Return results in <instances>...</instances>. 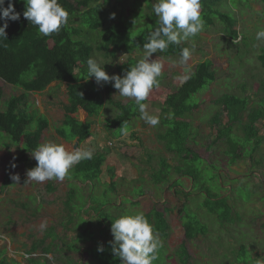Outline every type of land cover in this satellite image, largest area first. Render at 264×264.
Segmentation results:
<instances>
[{"label":"rangeland","instance_id":"374dc122","mask_svg":"<svg viewBox=\"0 0 264 264\" xmlns=\"http://www.w3.org/2000/svg\"><path fill=\"white\" fill-rule=\"evenodd\" d=\"M70 1L75 3L78 0ZM211 1L218 3L215 8L220 12L236 17L237 29L247 38L242 44L230 46L221 31L223 26L212 15L216 23L213 28L204 27L196 36L181 43L190 49L194 48L188 62L189 70L186 71L178 63L180 54L165 57L153 53L150 59L158 58L163 64V71L159 77V87L152 90L145 104L150 114L159 116L157 126H150L141 119L134 100L121 97L117 89L111 98L121 104H131L137 114L128 123L123 139L111 133L105 125L107 119L114 118L118 113L106 100L99 116L88 119L84 110L73 115L79 121L90 120L92 123L91 135L78 147L106 156L99 178L93 182H82V176L81 180L70 176L62 182L25 183L27 171L34 167L31 164L13 167V157L18 154V149L14 146L9 149L0 147V262L43 264L45 258L48 264H64L66 259L84 264L92 259L87 251V248L92 247L95 254L109 256L113 254L112 219L136 212L148 214L154 210L162 213L169 225L168 237L164 240L160 237L163 247L154 264H184L179 261L176 252L182 244L189 256L186 264H241L235 261L238 259L246 264H264V118L255 123L256 139L241 145L243 141L245 143V133L241 126L246 121L249 109H264V68L258 60L264 43L256 39L257 31L264 28V0ZM155 2L98 0L101 4L99 16L106 19L105 26L118 21L125 22L132 38L139 39L158 26V17L152 13ZM74 20L77 26V18ZM84 28L88 30L89 26ZM95 34L96 46L102 37L100 32ZM143 54V48H133L129 54L114 61L97 50L93 56L103 61L109 75L123 77L124 74L116 72L115 64L126 62L129 56L138 61L143 58ZM204 60L212 62L216 80L193 97L198 99V107L187 118L191 125V135L194 136L188 139L187 147L201 158L183 161L191 163L189 168L192 172L197 171V180L193 185L192 179L175 172L176 166L183 167V170L189 169L184 167L180 160L182 157L166 150L167 142L159 135L166 130L161 124L164 100L167 95L177 91L193 73L195 66ZM106 84L97 83L103 93ZM242 84L247 87V91L242 92ZM0 88L4 100L23 94V90L2 79ZM66 89V84L49 86L42 93L28 94L27 103L29 112L37 111L38 115L49 121V128L44 131L41 143H61L71 150L76 140L68 143L56 134V130L63 128ZM224 94L244 96L249 100L248 109L242 114L243 122H231L232 130L229 132L223 129L229 126L227 116L216 103ZM217 110L221 114L219 124L211 122ZM36 122L35 119L30 130H35ZM222 129L228 133L230 140L217 138ZM257 140L261 142L257 144ZM234 152L238 158L232 161ZM30 158L31 163L36 162L32 156ZM161 158L166 159L169 169L162 170ZM71 170L70 175L74 176ZM16 174L20 176L19 183L11 178ZM6 175L9 177L8 184L2 187ZM192 176L195 174L192 173ZM154 179L163 180L155 184ZM176 180L178 182L175 186ZM50 185L53 187L51 191ZM112 187L114 191L110 190ZM73 188L76 199L73 205L67 206L65 203ZM208 194L213 201L225 198L226 206L217 211L224 212V222L205 207ZM183 206L184 212L181 213ZM186 220L198 222L199 227L205 226L207 234H199L196 239L187 240L183 229ZM45 221L47 227L41 230L40 225ZM101 222H104L108 236L100 235V228L104 226H100ZM50 228L56 230L58 237L53 244L46 236ZM78 232L84 233L83 239H91L79 243L78 251L65 250L66 244L74 243ZM104 241L107 247L100 245ZM34 244L37 250L26 255ZM49 245L51 249L45 254L43 249ZM101 246L104 249L102 252L98 251ZM33 257L35 259H29Z\"/></svg>","mask_w":264,"mask_h":264},{"label":"trees","instance_id":"16d2710c","mask_svg":"<svg viewBox=\"0 0 264 264\" xmlns=\"http://www.w3.org/2000/svg\"><path fill=\"white\" fill-rule=\"evenodd\" d=\"M93 2H96V4H92ZM201 2L202 18L205 28H213L214 25H216L214 18L211 17L214 15L223 26L221 31L226 35V41L230 46L242 44V42L246 40L247 37L242 36V33L237 29L238 20L236 17H232L228 13L217 10L215 8V6H217L216 4H218L217 2H212L211 0H201ZM7 3L8 0H6L5 6H7ZM14 3L15 10L20 13V19L17 21H9V26L6 29L7 39H0V79L23 90V94L11 96L9 99L4 100L3 91L0 88V147L9 149L11 146H14L18 149V154L13 157V163L17 166L31 164L35 167L37 165V161L31 163V150L42 144V135L44 131L49 128V121L46 117L38 115L37 111L29 112L27 99L28 94L42 93L53 82H58L60 84L65 83L67 86V104L64 106L65 115L62 122L63 128L56 130V134L60 139L67 142L77 140L79 145L84 143L91 135L92 123L90 120L79 121L76 117H73V115L78 113L79 108H82L86 112L88 119L93 116H99L105 100L118 112L114 118L107 119L105 125L110 129L111 133L114 132L118 137H123L126 134L128 123L137 116L134 112L136 108H132V105L128 103L121 104L115 102L111 98L115 90L112 83H107L105 85V92L103 93L99 89L94 76L91 79L85 80L84 77L87 74V60L90 57L94 58L93 54L95 50L103 53L106 58L112 61L117 60L122 55L126 53L129 54L133 48H143L150 34L146 33L141 38L134 39L132 38L128 26L123 21L105 26L106 19L104 17L100 18L99 16L101 4L98 3V0H78L75 3L70 0H59V3L69 13V22L59 33L44 37L39 34L36 26L32 25L30 21L24 18L23 12L26 8L24 0H14ZM75 18H77V26L75 25ZM3 22L4 21L0 20V24H3ZM87 26H89L88 30L84 28ZM95 32H100L102 37L101 42L97 43L96 46L94 45L97 40V34H95ZM239 38L240 40H238V43L233 44L234 39ZM183 47L185 46L181 44H173L170 45L165 52L159 54L165 57L177 55L180 54ZM258 60L264 68V49H262L261 54L258 55ZM136 62L137 61L129 56L126 62L115 64V70L118 74H125ZM106 68H108V66H106ZM92 80H94V82ZM215 80L216 73L215 70L212 69V62L210 60L201 61L195 66L193 73L178 90L167 95L164 100L162 106L164 115H162L161 124L165 126L166 130L164 133H160L159 136L166 140V150L170 153L174 152L179 158L182 157L180 158L182 162L188 160L195 161L196 159L201 160L198 155L193 154L187 147L188 139L190 136L192 137L190 130L191 125L187 118L198 107V99L193 97L206 89ZM248 86L252 87L251 85ZM240 87L242 92L247 91V87L243 84L240 85ZM252 90L253 89L250 91ZM216 103L227 116L229 126L223 129H228L229 132L233 121L243 122L242 114L247 111L249 100L244 96L224 94L217 99ZM261 118H264V109H249L246 121L244 124L242 123L243 125L241 126L245 133V143L243 141L241 144V141V145H246L256 139L257 132L255 123ZM35 119L37 121L35 123L36 128L35 130H30L29 128L34 124L33 122ZM211 122L215 124L221 122V114L218 110ZM64 127H66V129H64ZM223 129L218 132L217 138L220 139L225 137L230 140V138H228V133ZM260 142L261 141L258 140L256 141L257 144ZM237 158L238 156L234 152L232 161H235ZM105 160L106 156L104 153H94L92 159L82 161L75 165L72 168L74 176H70L78 180H81L80 176H82V182H93L94 179L99 178L102 173V166ZM160 161L162 170L164 168H170L165 158H161ZM183 164L184 167L187 166L189 171H191V168H189L191 163L183 162ZM182 168L181 166H176L174 169L179 176L192 179L194 185V182L197 180V171L189 172ZM192 173H194L195 176H192ZM163 177H166V175ZM215 177L217 178L218 174H216ZM8 179L9 177L6 175L5 184H3L2 187L7 186ZM162 180L163 179H154L153 181L157 184ZM176 182L178 181H175V186L177 184ZM49 190H53L51 185L49 186ZM110 190L114 191V188L112 187ZM206 197L205 207L209 212L216 214L221 222H224V212L218 213L217 211L223 206H226L225 198L213 201L210 194ZM75 199L73 188L69 191L68 200L65 204L71 206L74 204ZM180 212H184V206ZM145 215L159 236L163 240L167 238L169 225L163 214L153 210ZM113 220L114 219H112V221ZM101 225L104 226L100 228V235H107L104 222H101L100 226ZM198 225V222L192 223L190 220L183 222V229L187 240H194L199 234H207V228L203 225L200 227ZM46 236L51 239V244L58 238L54 228H50ZM83 236H85L84 233L78 232L74 243L66 244L64 249L78 251L80 249L78 246L79 243L91 239L88 237L83 239ZM100 245L107 247V242L104 241ZM36 248L37 246L34 244L26 255L29 256V254L35 252L37 250ZM61 248L62 246L59 249ZM92 248H87L92 259L84 264H121V258L114 253L109 254V256L108 254L98 255L96 253L97 256L94 251H92ZM50 249L49 245L43 250L45 254H48ZM176 252L179 261L186 264L189 256L185 245L182 244ZM29 259L33 260L35 257ZM235 261L246 264L239 259ZM64 262V264H77L71 259H66ZM0 263L6 264L5 261ZM43 264H48L45 258L43 259Z\"/></svg>","mask_w":264,"mask_h":264},{"label":"clouds","instance_id":"9594fccd","mask_svg":"<svg viewBox=\"0 0 264 264\" xmlns=\"http://www.w3.org/2000/svg\"><path fill=\"white\" fill-rule=\"evenodd\" d=\"M5 2L6 0H0V20L4 21L0 24V39H7L6 29L9 21L20 19V13L15 10L14 0H8L7 6ZM24 3L26 5L24 18L36 26L39 34L44 37L59 33L69 22V13L59 0H24ZM201 9V0H156L152 6V13L158 17V26L150 32L147 42L143 45V58L121 77L109 75L105 71L103 61L90 57L87 60L85 80L94 76L97 83H112L121 97L134 100L141 119L150 126H157L160 118L147 111L145 101L152 90L160 85L159 77L162 75L163 64L158 58H150L153 53H163L170 45H180L201 32L204 28ZM114 16L115 14L113 18ZM256 39L264 43V28L257 31ZM233 43H238V39H234ZM193 51L194 48L189 47L181 49L178 63L184 66L186 71L190 68L188 62ZM31 155L37 161V165L27 171L25 183L53 180L62 182L66 177L70 178V170L75 165L92 159L94 153L79 147L69 150L64 144L47 142L31 150ZM12 166L16 167L15 164ZM11 178L15 183L20 182L18 174ZM46 227L47 222H42L40 229L44 230ZM111 233L114 237L111 241L112 250L121 258V264H154L160 248L163 247L159 234L143 212L124 214L114 219ZM103 250L102 246L98 248V251Z\"/></svg>","mask_w":264,"mask_h":264},{"label":"water","instance_id":"95a60500","mask_svg":"<svg viewBox=\"0 0 264 264\" xmlns=\"http://www.w3.org/2000/svg\"><path fill=\"white\" fill-rule=\"evenodd\" d=\"M82 108H80V110H81ZM73 147H78V141L76 140L75 141V144H74V146Z\"/></svg>","mask_w":264,"mask_h":264},{"label":"crops","instance_id":"0c3cea01","mask_svg":"<svg viewBox=\"0 0 264 264\" xmlns=\"http://www.w3.org/2000/svg\"><path fill=\"white\" fill-rule=\"evenodd\" d=\"M56 85H57V83H53V84L51 85V87H52V86L54 87V86H56Z\"/></svg>","mask_w":264,"mask_h":264}]
</instances>
